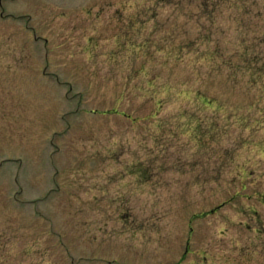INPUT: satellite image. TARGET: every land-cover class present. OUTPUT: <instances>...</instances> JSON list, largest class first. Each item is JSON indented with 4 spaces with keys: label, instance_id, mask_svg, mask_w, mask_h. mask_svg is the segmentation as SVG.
<instances>
[{
    "label": "rangeland",
    "instance_id": "rangeland-1",
    "mask_svg": "<svg viewBox=\"0 0 264 264\" xmlns=\"http://www.w3.org/2000/svg\"><path fill=\"white\" fill-rule=\"evenodd\" d=\"M0 264H264V0H0Z\"/></svg>",
    "mask_w": 264,
    "mask_h": 264
}]
</instances>
